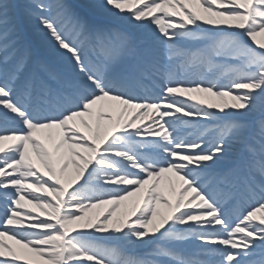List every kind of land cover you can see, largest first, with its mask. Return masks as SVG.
<instances>
[{"label": "snow or ice", "instance_id": "1", "mask_svg": "<svg viewBox=\"0 0 264 264\" xmlns=\"http://www.w3.org/2000/svg\"><path fill=\"white\" fill-rule=\"evenodd\" d=\"M0 264H264V0H0Z\"/></svg>", "mask_w": 264, "mask_h": 264}, {"label": "rangeland", "instance_id": "2", "mask_svg": "<svg viewBox=\"0 0 264 264\" xmlns=\"http://www.w3.org/2000/svg\"><path fill=\"white\" fill-rule=\"evenodd\" d=\"M27 40H28V42H34V40H35V37H27ZM197 95H199V94H197ZM54 132H55V130H54ZM135 199V197H130L129 198V201H127V202H125V203H129V202H131L132 200H134ZM29 207H31V205H29ZM109 207H111L110 205H101V206H99V207H97V208H93V209H90L89 210V212H88V214L89 215H93V216H95L97 213H104ZM39 210H37V212H38ZM118 212L119 211H123V207L121 208V209H118L117 210ZM8 243H11V244H13L14 246H16L15 244H14V242L13 241H7ZM16 247H18V246H16ZM143 251V249H136L135 250V254H138V253H141Z\"/></svg>", "mask_w": 264, "mask_h": 264}, {"label": "bare ground", "instance_id": "3", "mask_svg": "<svg viewBox=\"0 0 264 264\" xmlns=\"http://www.w3.org/2000/svg\"><path fill=\"white\" fill-rule=\"evenodd\" d=\"M132 112H134L135 110H131ZM141 121H138V123H140ZM142 122H144V123H147L148 122V120H147V118H145ZM54 131V130H53Z\"/></svg>", "mask_w": 264, "mask_h": 264}]
</instances>
